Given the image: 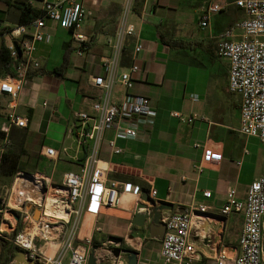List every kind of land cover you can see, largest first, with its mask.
Wrapping results in <instances>:
<instances>
[{"label":"crops","instance_id":"0c3cea01","mask_svg":"<svg viewBox=\"0 0 264 264\" xmlns=\"http://www.w3.org/2000/svg\"><path fill=\"white\" fill-rule=\"evenodd\" d=\"M80 1L87 7V20L91 22L85 31L83 26L80 30L91 38L85 51L78 53L71 29L49 20L45 31L51 34V41L37 42L34 59L39 66L30 67L16 107H10L9 94L0 92V147L4 132L8 137L11 131H23L27 152L31 146L30 155L49 161L41 155V149L54 147L59 151L58 160L66 163L65 173L81 172L86 160L88 150L80 148L76 136V112L90 110L103 94L93 78L105 74L103 59L112 53L107 39L118 30L125 2ZM215 1L227 3L226 7L212 14L209 25L202 27L203 11ZM24 3L40 11L43 6L42 0H0L2 28L21 24L20 7ZM131 12L136 34L126 41L120 70L133 62L141 70L133 74L132 89L117 81L113 99L125 100L134 94L148 96L156 112L155 123L128 119L127 123L139 128V134L117 140L122 153H115L109 144L115 131L106 132L100 160L107 163L110 179L128 183V192L123 193L118 207L102 206L99 196L91 193L80 239L85 242L90 238L97 246L99 257L105 258L100 264L112 263L108 247H116V243L107 245L112 234L124 238L122 247L138 252L137 264H174L164 262L162 240L152 238L147 227L132 221L143 192L156 189L157 205L174 204V209L163 210V215L194 210L200 204L208 208L210 216L205 225L209 226L211 241L197 239L199 257L192 264H234L244 215H224L221 209L231 187L245 199L250 184L264 173V144L258 137L241 132L242 99L229 89L230 63L219 54V45L227 38L228 30L235 31L229 38H240L236 26L246 14L235 0H136ZM11 40L8 35L0 37V81L15 74L17 60L3 53ZM138 40L144 49L135 55ZM16 42L19 59H25L26 53ZM55 69L59 72H53ZM13 110L28 119V127L10 126L8 115ZM175 111L196 115L197 119L183 122L172 115ZM229 112L236 116L237 124L228 123ZM36 171L57 184L53 182L54 168L51 172ZM94 189L98 187L94 185ZM205 190L211 191L210 197L204 195ZM105 229L110 233L105 235ZM9 248L12 253L0 263L6 259L10 263L17 247L10 242ZM223 251L227 257L220 262ZM122 259L128 261L125 255Z\"/></svg>","mask_w":264,"mask_h":264},{"label":"built area","instance_id":"2783aa9c","mask_svg":"<svg viewBox=\"0 0 264 264\" xmlns=\"http://www.w3.org/2000/svg\"><path fill=\"white\" fill-rule=\"evenodd\" d=\"M40 15L30 24H17L8 29L0 25V37H11L7 45L11 55L17 60L15 74L8 75L0 81V92L9 94L12 98L10 107L15 108L17 100L24 89L25 80L31 66H39L34 59L37 42H50L51 34L45 31L49 20L55 21L61 27L71 29L73 40L78 45V53L85 51L86 44L91 38L81 32L83 21L89 11L80 0H42ZM136 0H125L121 21L114 36L108 37L112 48L110 56L103 59L105 74L93 78L94 85L103 89V94L91 104L90 110L76 112L77 140L80 148L88 150L81 172L65 173L62 184H52L43 174L41 181L34 182L36 174L29 176L25 171L16 174L12 194L7 202L0 200L5 218L0 224V237L12 242L17 249L22 250L25 262L36 264H88L89 255L93 249L90 238L85 242L80 239L88 199L91 193L99 196V202L105 207H118L121 203L124 187L128 183L108 176L107 163L100 160V150L108 130H114L115 136L109 141L115 153H122L123 148L117 144L119 138H136L139 128L127 123L128 119L136 117L139 121L153 125L156 112L153 110L148 96L134 94L125 100H114L113 89L117 81L127 89L134 87L133 74L141 70L136 63H131L125 70L122 66L123 52L126 41L136 34V26L130 21V13ZM227 3L215 1L208 5L202 13L201 25L206 27L212 14L221 12ZM242 8L246 17L236 26L240 38H229L235 32H226L225 38L219 45V54L228 58L230 63L229 89L240 94L241 126L240 130L248 136L258 137L264 144V0H235ZM33 27V30H30ZM20 49L26 53L25 59H19ZM144 45L141 41L135 44V55L142 52ZM198 99V95H193ZM46 104V103H45ZM172 115L183 122H193L196 115L186 116L179 111ZM10 126L28 127L26 117L11 111L8 115ZM0 150V163L4 154ZM41 155L53 162L58 161L59 151L54 147H43ZM202 168L199 167V171ZM18 179L27 180L21 187L15 189ZM37 180V179H36ZM48 187V191L44 188ZM94 185L98 189H94ZM156 189L150 190L152 198ZM204 195L211 196V191L205 190ZM14 201L13 200V197ZM142 201V199L140 200ZM139 203V202H138ZM135 207V212L147 213L152 217L150 208ZM40 209L39 218L35 210ZM207 206L200 204L194 210L176 211L162 215L161 220L166 224V233L162 239L161 256L166 263L192 264L199 257L197 239L211 241L207 219ZM11 210L20 214L24 226L12 237H6L5 230L14 227L15 217ZM224 215L233 212L243 213L244 225L239 240V253L234 258V264H264V173L256 178L249 186L245 199L237 195V189L231 187L227 199L221 209ZM12 215V216H11ZM148 219L146 222H148ZM10 222V223H9ZM58 241V248L53 255L44 247L52 246ZM111 242V241H110ZM122 247L120 244H114ZM108 247L111 264H128L122 255L115 256ZM96 250V262L100 264L105 258L99 257ZM223 251L220 262L226 258ZM16 257L9 264H25Z\"/></svg>","mask_w":264,"mask_h":264},{"label":"rangeland","instance_id":"374dc122","mask_svg":"<svg viewBox=\"0 0 264 264\" xmlns=\"http://www.w3.org/2000/svg\"><path fill=\"white\" fill-rule=\"evenodd\" d=\"M131 15H132V12L130 13V19H131ZM91 20H93V18H91ZM82 26H83L82 29L85 31L87 29V27L91 26V22H88V20L86 18L84 20V22L82 23ZM228 123L229 124H237L236 116H234L231 112H229V122ZM22 132L20 134H17V132L14 131L12 133V131H11L10 135L8 137H7L6 133L4 132V137H3L4 141L2 142L3 145H1L0 150L3 147L5 148L4 151H6L9 147H14V149L17 152L21 153L20 165H21L22 171L29 172L32 174H36L38 172V171H36L37 169L41 170L43 172H51L52 169L54 168L55 176H54L53 182L57 183V184H62V178H63V175L66 171V169H65L66 163L63 160H58L56 162H53L51 160L47 161L44 159L39 160L38 158H35L33 155H30L28 152L31 150V146H28L29 151L27 152V150L25 148V143L22 141L23 133H24V132L23 133ZM11 136H13V139L11 138ZM22 149H24L23 150L24 152L21 151ZM26 153H28V154H26ZM15 177H16V175L12 178L11 185L0 186V200L3 201L4 199H6L7 202L9 201L11 194H12V187H13L14 182H15ZM44 190L48 191V187H46V185H45ZM127 192H128V189H125V187H124L123 193H127ZM122 196H123V194H122ZM14 198H15V196L13 197L12 201H14ZM3 219H7V221H8V219H10V221L14 222L11 219L9 214H7V218H5L4 211L3 212L0 211V224H1ZM10 226H11V229L5 230L4 235L6 237H12V235L16 232L18 227L22 228L24 226V224H23V221H18L15 218L14 227L12 226V224H10ZM105 232H106L105 235L110 233L107 229H105ZM139 233H141V232H139ZM112 235H114V234H112ZM101 236H102V234H101ZM0 242H1V245L3 248L0 260H3L6 254L9 255L12 253L11 252L12 249L9 248L10 241L8 239H6L4 237H0ZM112 244H114V242L107 243L108 246L112 245ZM44 247H46V248H48V250H50L51 255H53L56 251V248L54 250V247L50 246L49 244L45 245ZM57 248H58V246H57ZM99 248L104 249V247H99ZM8 249H9V252H7ZM16 255H17V252H16V250H14V252L12 254V258L16 257Z\"/></svg>","mask_w":264,"mask_h":264},{"label":"water","instance_id":"95a60500","mask_svg":"<svg viewBox=\"0 0 264 264\" xmlns=\"http://www.w3.org/2000/svg\"><path fill=\"white\" fill-rule=\"evenodd\" d=\"M19 48V47H18ZM27 175L32 176V173L26 172ZM138 208H150L152 210V217L148 219L147 213H139L136 212L132 218L133 223L138 225L139 227H147L149 229L150 235L152 238H156L162 240L166 233V224L161 220L163 215V210H173L174 204L170 202H162L161 205H157V202L154 198L151 197L150 192L144 191L142 201L138 203ZM3 210V206L0 204V211ZM11 213L15 216L17 220H20V214L16 210H11ZM40 209L35 210V217L39 218ZM207 216H210L207 213ZM148 219V222H146ZM109 241L114 242L116 244H123L124 238L117 235H110ZM97 246H94L88 259V264H97L96 262V250ZM114 253L115 256L125 255L128 258V264H137L138 263V252L128 248V247H116L114 249H110ZM3 248L0 242V257L2 254ZM17 255L16 259L19 262H25V255L22 250H16ZM25 264H36V263H28Z\"/></svg>","mask_w":264,"mask_h":264},{"label":"trees","instance_id":"16d2710c","mask_svg":"<svg viewBox=\"0 0 264 264\" xmlns=\"http://www.w3.org/2000/svg\"><path fill=\"white\" fill-rule=\"evenodd\" d=\"M20 17L19 23L21 24H30L32 23L39 15L40 10L35 8L30 4H25L20 7ZM1 32V31H0ZM3 53L6 58L11 56L9 49L6 47L3 49ZM53 72L58 73L59 71L55 69ZM22 149L21 151H23ZM21 153L17 152L14 147H9L3 154L1 163H0V186L2 185H11L12 178L19 172L22 171L21 165ZM37 175H40L39 173ZM21 227H18L16 230L19 231ZM0 264H8V259L2 261Z\"/></svg>","mask_w":264,"mask_h":264},{"label":"bare ground","instance_id":"6f19581e","mask_svg":"<svg viewBox=\"0 0 264 264\" xmlns=\"http://www.w3.org/2000/svg\"><path fill=\"white\" fill-rule=\"evenodd\" d=\"M42 176L41 175H36V179H34V182H38V181H41L40 180V178H41ZM27 183V180H24V179H18L17 181H16V183H15V189H18V187H21V183ZM53 246H54V250H55V248H57L56 246L58 245L56 242H54L53 244H52Z\"/></svg>","mask_w":264,"mask_h":264}]
</instances>
